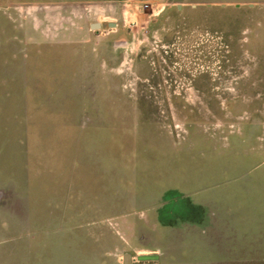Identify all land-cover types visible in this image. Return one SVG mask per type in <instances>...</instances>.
<instances>
[{"label":"rangeland","instance_id":"374dc122","mask_svg":"<svg viewBox=\"0 0 264 264\" xmlns=\"http://www.w3.org/2000/svg\"><path fill=\"white\" fill-rule=\"evenodd\" d=\"M127 257L264 264V0H0V264Z\"/></svg>","mask_w":264,"mask_h":264},{"label":"water","instance_id":"95a60500","mask_svg":"<svg viewBox=\"0 0 264 264\" xmlns=\"http://www.w3.org/2000/svg\"><path fill=\"white\" fill-rule=\"evenodd\" d=\"M91 26H92V28H97V29H98V28H101V27H102V24L99 23V22H95V23H92ZM127 256H128V255H127ZM126 262H127V264L129 263V259H128V257H127Z\"/></svg>","mask_w":264,"mask_h":264}]
</instances>
